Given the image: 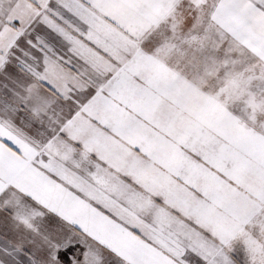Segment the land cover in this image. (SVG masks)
Here are the masks:
<instances>
[{
    "label": "snow or ice",
    "instance_id": "6c2138e0",
    "mask_svg": "<svg viewBox=\"0 0 264 264\" xmlns=\"http://www.w3.org/2000/svg\"><path fill=\"white\" fill-rule=\"evenodd\" d=\"M0 264H264V0H0Z\"/></svg>",
    "mask_w": 264,
    "mask_h": 264
}]
</instances>
